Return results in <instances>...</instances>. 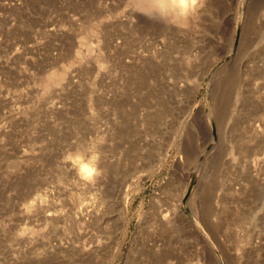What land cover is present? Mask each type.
Segmentation results:
<instances>
[{"label": "rangeland", "instance_id": "obj_1", "mask_svg": "<svg viewBox=\"0 0 264 264\" xmlns=\"http://www.w3.org/2000/svg\"><path fill=\"white\" fill-rule=\"evenodd\" d=\"M263 150L264 0H0V264H264Z\"/></svg>", "mask_w": 264, "mask_h": 264}, {"label": "bare ground", "instance_id": "obj_2", "mask_svg": "<svg viewBox=\"0 0 264 264\" xmlns=\"http://www.w3.org/2000/svg\"><path fill=\"white\" fill-rule=\"evenodd\" d=\"M136 1H137V5L140 8L144 9L147 12H150V14L156 13V14L161 15V16H166L168 19H172V20L176 21V23L181 25V26H184V25L188 26L189 23H191L192 21L197 19L198 16L202 13V6L204 5V2H205V0H136ZM56 78H59L58 72L51 73L47 79L51 84L56 80ZM48 81H45L46 85L48 84ZM257 154H259V153H257ZM91 160H92V158H91ZM73 164H75V163H73ZM79 165H81V163ZM79 167H78V165H74V168L72 167L73 168L72 170H74V171H72L73 175H74V184L77 186L78 185L82 186L86 189L87 188L91 189L90 187L95 186L99 182L102 172L99 171L100 170L99 168H98L99 170H97V172H92V171H94L93 168L90 169L87 164L84 166H81L80 168ZM95 168H97V167H95ZM44 194H46V193H44ZM40 197H41V195H40ZM195 200L197 201V199H195ZM39 201H41V200H39ZM193 204H194V202H193ZM41 205H40V208H41ZM46 205L47 204H45L44 206L47 207ZM124 206L126 207V205H124ZM96 208L97 207H93L92 204H90V203H88V204L86 203V204L82 205V208L80 209V211L81 210L82 211L83 210L88 211L87 212L88 214H86V215H85L86 212L82 213V214L80 213L81 215H79L81 220L83 221V223L85 225L93 227L94 224H97L99 227L100 225L102 226V224L104 223L103 212H101L100 209H98V208L96 209ZM194 208L196 209V207H194ZM46 210H45V213H47ZM123 210H125V209H123ZM53 212H55V211H53ZM48 213H49V211H48ZM48 213H47V216L44 214L45 215L44 217L51 218L53 215H51V214L48 215ZM180 215L183 218V219L181 218L182 221H184V220L188 221V219L184 216V213L182 211H180ZM125 216H126V212L123 211V219H126ZM54 217H52V218H54ZM52 218L50 220H52ZM171 218H172V216H171ZM160 219L162 221H164V225H166V227H167L166 232L168 234L173 233V235H172L173 240L175 242H178V240L182 236V233L185 232V229L181 225L180 220L178 219L179 228L177 229L178 224H176V222H174L175 220L172 221L168 217V215H161ZM194 224L196 226L200 225V223L197 219H195ZM123 227H124V221H123ZM190 230L194 231L195 229L193 226H191ZM124 231H126V228H124ZM95 237H92V236L90 237L91 243L95 242V244L90 246V248H97L99 246V244L96 243V241H97L96 239L98 236L96 237V239H95ZM98 239H99V237H98ZM98 242H100V241H98ZM169 257L170 256H168L167 258H169ZM162 259H165V258H162ZM133 264H136V263L134 262Z\"/></svg>", "mask_w": 264, "mask_h": 264}]
</instances>
